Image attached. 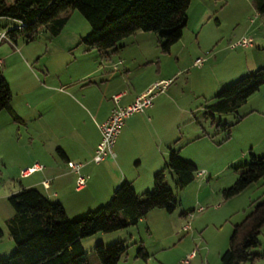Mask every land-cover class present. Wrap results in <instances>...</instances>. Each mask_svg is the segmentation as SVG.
Instances as JSON below:
<instances>
[{"label":"rangeland","instance_id":"rangeland-1","mask_svg":"<svg viewBox=\"0 0 264 264\" xmlns=\"http://www.w3.org/2000/svg\"><path fill=\"white\" fill-rule=\"evenodd\" d=\"M4 1L12 3L14 0ZM203 9L210 11L211 17L200 25ZM17 25L14 19L0 17V30ZM89 30L87 20L74 10L70 11L57 35L49 29H41L31 41L17 38L15 43L0 44V74L9 84L11 106L15 111L26 115L21 106L33 85L31 72L42 79L41 72L55 67L54 64L61 66L60 71L67 72L75 63L87 62L81 54L86 48L81 38ZM148 34L152 36L147 48L155 53L159 50L158 37L154 33ZM242 38L252 45L233 48L232 44ZM126 41L120 44L124 46ZM180 48H184L181 56L176 55ZM171 55L178 61L175 63L172 59L170 72H177L166 85L169 87L165 92L164 109L174 119L172 135L176 149H181L182 159L197 168L194 180L178 188L174 174L167 172L165 181L178 202L172 213L154 208L136 225L107 233L97 232L82 239L88 264H100L92 250L94 245L110 246L119 241L126 242L128 248L117 264H220V255L228 247L233 226L264 198L262 179L231 198H224L222 193L235 181L238 168L251 161V156H264V83L235 111L207 115V107L213 103L216 93L264 67V14L257 13L253 0H191L182 37L172 45ZM196 58L203 59L199 67L193 65ZM8 114L1 110L0 229L3 234L0 258L10 256L15 247L6 225L13 215L8 197L22 188H35L27 185L37 179L40 170L26 177L20 174L33 162V155L45 165L43 148L47 147L42 133L35 134L36 127L31 120L17 113L18 120L14 121ZM223 125L229 126L228 130ZM134 162L130 160L131 166L136 167ZM83 175L87 181V176ZM35 189L40 192L42 187ZM82 194L74 186L68 193L72 200ZM96 208L84 211L71 205L64 210L72 219ZM186 221H189V227L184 230ZM258 241L251 251L261 254L264 251V227ZM140 247L147 254L145 258L137 255ZM192 252L193 257L185 263ZM243 264H263V259L257 257Z\"/></svg>","mask_w":264,"mask_h":264},{"label":"trees","instance_id":"trees-1","mask_svg":"<svg viewBox=\"0 0 264 264\" xmlns=\"http://www.w3.org/2000/svg\"><path fill=\"white\" fill-rule=\"evenodd\" d=\"M191 0H0V17L14 19L17 27L8 29L12 43L17 38L33 40L41 29L57 35L70 11H78L89 23V32L81 38L88 49L101 55L121 48V41L136 31L151 32L158 37L162 53L181 39ZM255 10L264 14V0H253ZM22 24V25H21ZM20 25V27H18ZM264 83V67L249 73L214 95L207 107V115L228 113L243 105L247 98ZM9 84L0 74V111H8L16 121L11 106ZM228 130L229 126L223 125ZM235 181L223 190L228 199L249 184L262 179L264 188V156H251V161L238 168ZM173 173L176 187L183 188L194 180L196 166L170 148L165 166L152 177V189L137 193L128 181H122L108 202L86 214L69 218L58 201H50L35 188H22L8 197L13 215L7 220L8 236L14 242L10 256L0 258V264H88L81 240L97 232H112L136 225L154 208L172 213L178 206L172 190L165 181L166 173ZM264 193V192H263ZM264 227V198L257 202L242 221L233 226L228 247L220 255V264H243L261 254L253 253L258 235ZM0 229V237L2 236ZM123 241L110 246L96 244L93 252L100 264H117L127 251ZM137 255L147 256L143 247Z\"/></svg>","mask_w":264,"mask_h":264},{"label":"crops","instance_id":"crops-1","mask_svg":"<svg viewBox=\"0 0 264 264\" xmlns=\"http://www.w3.org/2000/svg\"><path fill=\"white\" fill-rule=\"evenodd\" d=\"M210 17V11L203 9L199 24ZM148 33L151 32L136 31L124 46L103 55L84 48L81 54L87 62L79 61L67 72L55 64L41 72L42 79L31 72L33 85L21 106L26 115L12 108L31 120L35 134L42 133L47 147L43 148L45 165L40 175L27 186H41L43 195L65 209L77 205L84 211L105 204L122 181H128L137 193L152 189L153 175L165 166L170 148H177L172 135L174 119L164 109L169 85L145 112L133 113L125 120L113 146L114 156L107 155L99 163L92 161L100 140L98 125L114 106L112 95L123 93L119 103L127 106L151 85L170 81L177 72H170L172 59L178 61L172 57L171 48L168 53L160 49L154 53L147 48L152 36ZM183 51L180 48L176 55L181 56ZM33 158L28 167L41 164L37 156ZM130 160H135L137 166H131ZM67 161L83 163L81 171L87 176L83 189H75L77 174ZM73 186L83 193L77 200L68 195Z\"/></svg>","mask_w":264,"mask_h":264},{"label":"built area","instance_id":"built-area-1","mask_svg":"<svg viewBox=\"0 0 264 264\" xmlns=\"http://www.w3.org/2000/svg\"><path fill=\"white\" fill-rule=\"evenodd\" d=\"M22 25V24H21ZM20 27V25L18 26ZM8 29L0 30V44L3 42L12 43L9 35L7 33ZM252 43L248 41L246 38H242L241 40L232 44V47H248L251 46ZM203 62L202 58H196L193 62L194 66H201ZM2 66V60L0 59V70ZM169 83V81H160L151 85L146 91L137 96L133 102L128 104L127 106H122L119 103V99L123 93L113 94L111 99L114 103V106L109 114V116L101 122L98 127L100 131V140L95 148L94 154L92 156V161L95 163L101 162L107 155L113 156V146L114 143L124 125L125 120L137 112H145V110L152 105L153 99L162 93L165 89V86ZM67 166L74 171L77 176L75 180V189L81 190L86 186V178L83 174H81V168L83 167V163L67 161ZM43 166L41 164H35L32 167H27L21 172L22 177L29 176L33 172L37 170H41ZM199 175L202 172L198 173ZM45 186H48V182H43ZM201 210V208H199ZM189 227V221H186L183 228L187 230ZM194 253L192 252L187 256L184 260L185 263H188L189 260L193 257Z\"/></svg>","mask_w":264,"mask_h":264}]
</instances>
